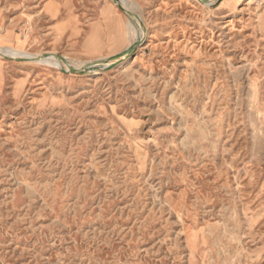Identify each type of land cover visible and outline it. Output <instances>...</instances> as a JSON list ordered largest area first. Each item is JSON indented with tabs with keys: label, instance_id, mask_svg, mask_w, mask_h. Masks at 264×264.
<instances>
[{
	"label": "rangeland",
	"instance_id": "rangeland-1",
	"mask_svg": "<svg viewBox=\"0 0 264 264\" xmlns=\"http://www.w3.org/2000/svg\"><path fill=\"white\" fill-rule=\"evenodd\" d=\"M124 1L0 0V264H264V0Z\"/></svg>",
	"mask_w": 264,
	"mask_h": 264
},
{
	"label": "water",
	"instance_id": "water-1",
	"mask_svg": "<svg viewBox=\"0 0 264 264\" xmlns=\"http://www.w3.org/2000/svg\"><path fill=\"white\" fill-rule=\"evenodd\" d=\"M115 3H116V5L121 9V10H123L126 14H128L129 16H133L132 15V13L131 12H129V11H127L126 9H124L123 8V6L121 5V3L119 2V1H116V0H113ZM205 1V0H204ZM140 45V43H137L135 46H132V47H130V48H128L123 54H122V56H128V55H130L133 51H134V49H135V47L136 46H139ZM1 56V55H0ZM2 58H4V59H8V57L7 56H1ZM92 64H87V65H85L83 68H80V69H76V68H69V70L71 71V72H73V73H78V72H81L82 70H87L90 66H91Z\"/></svg>",
	"mask_w": 264,
	"mask_h": 264
},
{
	"label": "bare ground",
	"instance_id": "bare-ground-1",
	"mask_svg": "<svg viewBox=\"0 0 264 264\" xmlns=\"http://www.w3.org/2000/svg\"><path fill=\"white\" fill-rule=\"evenodd\" d=\"M196 1H198V2H201V3H207L209 0H196ZM120 3H121V5L125 8V9H128L129 8V6L125 3V1L124 0H120L119 1ZM246 4H251V0H247V3ZM128 11V10H127ZM3 52L4 53H6L7 52V50H3ZM4 53H0V55L1 56H5V54ZM0 56V57H1ZM65 68H67V69H69L70 67H68L67 65H65Z\"/></svg>",
	"mask_w": 264,
	"mask_h": 264
},
{
	"label": "crops",
	"instance_id": "crops-1",
	"mask_svg": "<svg viewBox=\"0 0 264 264\" xmlns=\"http://www.w3.org/2000/svg\"><path fill=\"white\" fill-rule=\"evenodd\" d=\"M137 1V0H136ZM141 2L143 1V0H140Z\"/></svg>",
	"mask_w": 264,
	"mask_h": 264
}]
</instances>
